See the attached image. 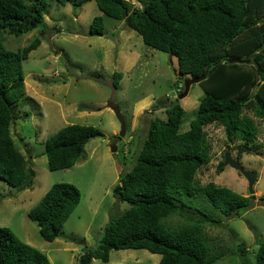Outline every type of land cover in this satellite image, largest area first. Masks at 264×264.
Here are the masks:
<instances>
[{"label": "trees", "instance_id": "trees-1", "mask_svg": "<svg viewBox=\"0 0 264 264\" xmlns=\"http://www.w3.org/2000/svg\"><path fill=\"white\" fill-rule=\"evenodd\" d=\"M56 1L78 7L86 0ZM94 1L106 15L124 20L146 45L175 56L180 75L196 77L205 72L199 82L204 95L187 130L180 129L183 108L177 102L165 108L164 117L149 120L132 167L120 173L112 190L118 201L129 205L109 218L96 246L85 247L78 264H92L94 258L107 262L112 249L139 248L161 255L154 264H214L224 252L215 251L205 225L220 224L215 213L227 218L239 215L254 196L211 181L200 183L196 174L211 158L208 125L222 126L229 142L239 139L240 146L257 147L260 129L255 118H264L260 89L264 68L254 57L264 48V0H136L138 6L128 0ZM48 2L0 0V179L13 187L30 188L35 176L15 146L11 128L20 112L18 101L28 97L22 61L41 38L10 50L4 45L5 34L18 36L41 26ZM90 33H104L101 16L92 19ZM231 58H251V62H230ZM121 77L120 72L113 73L114 88ZM99 133L92 125L72 123L49 135L44 142L48 168L74 165L85 144ZM203 197L215 209L213 215L200 209ZM80 198L74 184L56 182L27 215L37 223L39 235L53 241ZM257 244L253 263L245 257V244L233 246V256L240 264H264V238ZM0 264L52 263L9 227L0 226Z\"/></svg>", "mask_w": 264, "mask_h": 264}, {"label": "rangeland", "instance_id": "rangeland-1", "mask_svg": "<svg viewBox=\"0 0 264 264\" xmlns=\"http://www.w3.org/2000/svg\"><path fill=\"white\" fill-rule=\"evenodd\" d=\"M128 1L138 6L136 0ZM96 16H101L104 23L102 35L90 33ZM35 37L41 38L40 44L22 61L28 97L18 101L16 109L20 112L11 128L15 146L26 156L35 176L30 188L13 187L0 179V226L9 227L22 241L42 251L52 264H78L84 248L96 246L109 218L129 205L118 201L112 190L120 173L132 167L149 120L164 117L165 108L177 102L183 108L180 129L187 130L204 91L199 83H193L187 95L178 98L183 91H178L183 88L181 76H189L178 73L177 58L146 45L124 20L106 15L94 0H86L78 7L49 0L43 24L18 36L6 33L4 45L16 50ZM256 55V64L264 68V48ZM243 62H251V58L240 63ZM114 72L122 74L117 88L112 85ZM263 86L264 82L260 87L264 99ZM109 104L117 105L124 116L123 136L118 135L120 122ZM24 112L28 117H24ZM255 120L260 129L255 149H243L239 139L227 141L220 125L205 127L211 142V158L196 178L200 183L211 181L244 196H254L250 206L229 218L213 215L215 209L204 197L200 199V209L220 221L219 225L204 227L215 251L224 252L214 264H240L232 252L233 246L241 243L246 246L247 261L253 263L257 242L264 238V118ZM72 123L92 125L101 133L85 144L74 165L50 170L44 142ZM225 152L238 157L245 169L256 174L253 193L237 169L223 163L218 172ZM56 182L74 184L81 198L60 235L46 241L27 213ZM109 256L107 262L94 258L92 264H154L161 258L159 253L143 248L112 249Z\"/></svg>", "mask_w": 264, "mask_h": 264}, {"label": "water", "instance_id": "water-1", "mask_svg": "<svg viewBox=\"0 0 264 264\" xmlns=\"http://www.w3.org/2000/svg\"><path fill=\"white\" fill-rule=\"evenodd\" d=\"M230 62H242L243 60L238 58H231L229 59ZM205 77V72H203L201 75L192 77V76H181V79L183 80V91L179 94L178 98H182L189 92L190 85L193 83H199L203 78ZM109 107L113 110L115 113L118 121L120 122V131L119 136H123L125 134L126 125H125V119L122 115L120 108L117 105L109 104ZM247 146H243V149H246ZM240 150L238 149L237 154H240ZM224 164H228L231 167L237 169L238 171L243 174V176L247 179L248 182V189L250 193H253V184L256 181V174L253 171L247 170L243 167V165L240 163V160L238 157L233 158L230 154V152H225L224 154Z\"/></svg>", "mask_w": 264, "mask_h": 264}, {"label": "clouds", "instance_id": "clouds-1", "mask_svg": "<svg viewBox=\"0 0 264 264\" xmlns=\"http://www.w3.org/2000/svg\"><path fill=\"white\" fill-rule=\"evenodd\" d=\"M182 87V86H181ZM179 92H181V88H179V90H178Z\"/></svg>", "mask_w": 264, "mask_h": 264}]
</instances>
